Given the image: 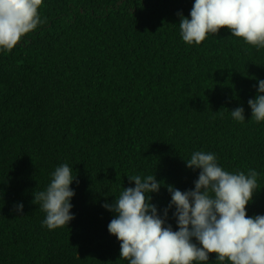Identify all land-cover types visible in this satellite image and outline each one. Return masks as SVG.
<instances>
[{
  "label": "trees",
  "instance_id": "1",
  "mask_svg": "<svg viewBox=\"0 0 264 264\" xmlns=\"http://www.w3.org/2000/svg\"><path fill=\"white\" fill-rule=\"evenodd\" d=\"M193 3L44 0L46 22L0 53V264H127L102 205L134 187L128 177L155 175L165 186L151 202L162 212L166 185L194 188L198 170L184 161L193 151L215 153L230 172L255 169L246 212L264 214V122L247 104L264 49L226 27L186 44L176 13ZM241 106L243 123L230 113ZM64 163L77 174L75 218L49 230L33 193ZM169 223L176 230L171 211Z\"/></svg>",
  "mask_w": 264,
  "mask_h": 264
},
{
  "label": "clouds",
  "instance_id": "2",
  "mask_svg": "<svg viewBox=\"0 0 264 264\" xmlns=\"http://www.w3.org/2000/svg\"><path fill=\"white\" fill-rule=\"evenodd\" d=\"M44 0H0V53L11 52L26 34L44 21L40 8ZM182 40L199 45L221 28L257 50L264 49V0H194L188 16L178 11ZM257 79L256 94L247 104L251 119L264 122V79ZM243 123L245 109L230 110ZM196 171L194 188L181 191L166 185L170 202L162 212L151 202L162 186L155 175H134V187L124 188L119 197L102 207L114 214L108 232L120 241V258L127 264H210L216 254L219 264H264V214L248 216L246 206L258 192L255 169L230 172L218 163L217 155L193 151L184 160ZM77 179L69 164L52 171L46 188L33 193L45 213L42 225L55 230L75 218L71 211ZM260 191V190H259ZM12 211L20 216L23 202H14ZM176 230L169 223V212Z\"/></svg>",
  "mask_w": 264,
  "mask_h": 264
}]
</instances>
